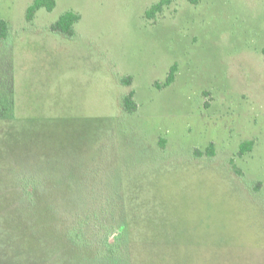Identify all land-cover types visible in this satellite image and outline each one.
<instances>
[{"label":"rangeland","instance_id":"obj_1","mask_svg":"<svg viewBox=\"0 0 264 264\" xmlns=\"http://www.w3.org/2000/svg\"><path fill=\"white\" fill-rule=\"evenodd\" d=\"M33 1L0 0V210L9 174L30 197L76 160L50 202L82 245L130 264L117 189L146 244L131 264H264V0H170L151 18L159 0H55L27 20ZM65 11L71 36L50 28Z\"/></svg>","mask_w":264,"mask_h":264},{"label":"trees","instance_id":"obj_2","mask_svg":"<svg viewBox=\"0 0 264 264\" xmlns=\"http://www.w3.org/2000/svg\"><path fill=\"white\" fill-rule=\"evenodd\" d=\"M170 0H159L152 4L145 12L147 18L153 17L156 13L162 11L165 5H168ZM55 6V0H34L26 9V18L30 20L35 11L44 8L50 11ZM79 14L74 11H65L51 25V29L64 33L68 36L73 34V25L79 19ZM8 25L3 19H0V40L7 35ZM264 54V48L262 49ZM176 65H172L163 84H155L157 87L171 84L175 79ZM131 76H126L121 81L127 85L130 84ZM123 109L126 112L136 110V102L133 100V91L127 93L122 101ZM3 117V116H0ZM6 119H11V114L5 116ZM251 141H245L240 145L238 154H242L244 150L250 148ZM211 146L206 150L209 153ZM59 164V165H58ZM53 168L58 170V178L55 180L59 187L64 189L73 185L75 180L69 181L70 175L68 171L73 172L72 166L77 167L78 162L71 160L67 166L61 164L60 161L55 162ZM82 167L84 163L82 162ZM8 180L17 190V194L13 195L12 199L3 201L5 204L13 205L10 211H4L8 208L6 204L0 210V233L3 239L0 240V264H6L4 259L11 257L16 258V264H121V254H117L114 248L115 244H111L112 248L97 251L94 248H88L80 243L79 237L75 231L65 229V226L55 220L54 216L59 213L55 210L53 203L50 201L57 199L59 192L51 193V190L58 186L55 183H49L48 176L44 175L41 179H36V184L31 191L30 197L27 196L26 184L28 179L23 178V175L13 174L8 176ZM2 179V185H3ZM112 183L113 179L111 178ZM111 184V183H110ZM2 188V187H1ZM1 192V189H0ZM110 202L118 208L120 215L119 231H125L126 253L124 258L131 264L134 257V252L138 248V244L143 243L140 239V234L136 228L129 226L125 220L124 208L121 204L122 196L120 191L114 189L110 193ZM2 201L0 202V204ZM11 237L12 240H6L5 237ZM13 253H12V252ZM122 258V257H121Z\"/></svg>","mask_w":264,"mask_h":264}]
</instances>
